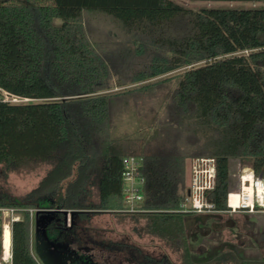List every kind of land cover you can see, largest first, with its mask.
I'll return each mask as SVG.
<instances>
[{
	"label": "trees",
	"instance_id": "trees-1",
	"mask_svg": "<svg viewBox=\"0 0 264 264\" xmlns=\"http://www.w3.org/2000/svg\"><path fill=\"white\" fill-rule=\"evenodd\" d=\"M90 15L110 19L111 43L96 40L86 25ZM116 78L121 86H134L110 92ZM169 86L159 106L163 111H146V99ZM0 88L29 100H0V164L11 171L50 165L24 200L0 197V204L80 210L73 226L60 221L69 232L49 236L87 243L91 232L79 221L124 208L123 160L142 156L140 206L145 211L132 215L145 220L143 232L176 248L183 264H195L185 214L173 211L188 188L186 159H216V186L209 198L219 210L227 208L232 160L264 176V7L192 9L174 0H0ZM131 104L136 115L151 117L154 135L114 136L115 119ZM1 245L0 227V251ZM30 245L26 212L12 228L14 264H35Z\"/></svg>",
	"mask_w": 264,
	"mask_h": 264
},
{
	"label": "rangeland",
	"instance_id": "rangeland-1",
	"mask_svg": "<svg viewBox=\"0 0 264 264\" xmlns=\"http://www.w3.org/2000/svg\"><path fill=\"white\" fill-rule=\"evenodd\" d=\"M186 7L192 9H201L203 7H264V2H225V1H193V0H174ZM56 23H60V19H55ZM86 25L92 33L96 40L100 42H110L111 38H107L108 33L113 31V24L109 18L101 15H90L86 19ZM111 43V42H110ZM182 70H177L169 73L163 77L171 76L182 72ZM159 79V78H157ZM156 80V79H155ZM122 80L116 78L114 81V88L110 92H119L125 88H131L134 85L121 86ZM171 87L161 88L158 93L150 98L146 99L147 103L145 110L147 111L151 107H155L157 114L163 111V108H159L169 96ZM29 102L27 99L18 98L16 103ZM133 104L130 105L129 110L122 113L115 119L116 129L114 131L115 137L124 136H145L151 137L154 135V131L150 129L151 127V117L150 116H138L135 113ZM196 155L188 157L186 159V186L189 184L190 177V160ZM246 166L239 159H234L231 161V178L230 186L236 187L238 185L239 174L242 169ZM50 169V165L46 163H37L29 165L25 168H20L16 170H7L2 164H0V197L7 198L11 201L24 200L27 194L38 187L40 181L45 176L46 172ZM94 200L98 199L96 190ZM115 212L106 213H93L89 220H80L79 223L87 228V232H91V241L85 243L91 247L97 248V256L99 260L104 262V264H141L136 259L132 258L133 251L140 252L143 254H150L154 256H161L166 254L169 256L175 264H181L182 260L180 257V252L176 248L168 245L163 238L159 236L143 232L140 228L145 223V220L141 219L138 221L130 212H123L121 209L114 210ZM224 216H231L238 221H242L245 218L253 219L257 224L264 226V213L249 214L246 212H236V213H225ZM67 227L73 226L75 222V217H71L69 214L67 219L64 220ZM256 232L246 234V232H241L242 237L246 239V243L243 244L240 240H233L232 243L235 249L238 251V256L244 258L245 260H263V251L258 248V245L253 240ZM213 239L209 238H188V244L191 247H196L201 244L207 246V250H215L220 248V250H226L228 248L227 238L228 232H213ZM205 239V240H204ZM222 245V247H219ZM126 249V250H125ZM198 250V248H197ZM217 250V249H216ZM212 253V251H209ZM233 256L235 258H233ZM233 253L228 258H231L232 262H236L234 259L238 257ZM129 257V258H127ZM133 260H132V259Z\"/></svg>",
	"mask_w": 264,
	"mask_h": 264
},
{
	"label": "built area",
	"instance_id": "built-area-1",
	"mask_svg": "<svg viewBox=\"0 0 264 264\" xmlns=\"http://www.w3.org/2000/svg\"><path fill=\"white\" fill-rule=\"evenodd\" d=\"M0 100L16 103L18 97L0 88ZM123 212L137 213L145 211L140 206L144 200L143 194V166L142 156H127L123 160ZM217 180V161L214 157H193L190 160V177L186 195L180 207L174 212L186 215L246 212L249 214L264 213V176L257 175L249 167L241 170L236 187H229L227 194V208L217 209L210 200L209 194L214 190ZM51 208L21 207L0 204V227L2 228V245L0 264H14L12 248V228L16 221H21L26 212L31 220V253L35 264H45L35 250V216L38 211ZM8 229L10 240L8 250L5 247V230Z\"/></svg>",
	"mask_w": 264,
	"mask_h": 264
},
{
	"label": "flooded vegetation",
	"instance_id": "flooded-vegetation-1",
	"mask_svg": "<svg viewBox=\"0 0 264 264\" xmlns=\"http://www.w3.org/2000/svg\"><path fill=\"white\" fill-rule=\"evenodd\" d=\"M54 220L49 224L47 230L48 232H69L71 228H67L65 226H60V221L65 220V215L63 213H55L53 215ZM187 222L186 235L187 239L190 240L192 238H209L213 239V232L220 233L223 231L228 232L227 243L228 248L226 250H220V248H216L215 250L209 252L207 250V246L201 244L196 247H191L188 244L189 255L192 262L195 264H243L246 261L261 263L263 260L255 261V260H245L238 256V251L235 249V246L232 243L233 240H240L243 244L246 243V239L241 235V232H246V234H250L252 232H256L254 235V241L258 245V248L263 251L264 254V226L261 224H257L253 219L245 218L242 221H238L231 216L224 215H215L213 214H192V215H184V223ZM53 226L57 228H53ZM63 229V230H62ZM50 238L53 240H57L58 242L63 243L67 246V250L63 251V248H60L62 255L66 257L65 262L67 264H104L101 260H99V256H97V248L91 247L89 245H85V240L78 242L76 239L68 238V236H64L63 238L57 235H50ZM92 239L89 238V241ZM193 240V239H192ZM205 240V239H204ZM88 241V242H89ZM219 247H222L220 245ZM198 248V250H197ZM126 250V249H125ZM234 254L238 256L241 262H232L231 260H222L216 261L215 259L219 257L221 254ZM132 258L139 261L141 264H175L172 259L166 254H162L161 256H154L150 254H143L138 252H134L131 256ZM181 260L182 256L180 255ZM129 258V257H127ZM131 258V259H132ZM65 259V258H64ZM231 259V258H230ZM133 260V259H132ZM181 264H183L181 262Z\"/></svg>",
	"mask_w": 264,
	"mask_h": 264
},
{
	"label": "water",
	"instance_id": "water-1",
	"mask_svg": "<svg viewBox=\"0 0 264 264\" xmlns=\"http://www.w3.org/2000/svg\"><path fill=\"white\" fill-rule=\"evenodd\" d=\"M187 192L189 193V190ZM60 212L67 219L69 214L74 217L80 210L56 208L38 211L35 216V250L45 264H67L66 257L62 255L63 251L67 250V246L51 239L47 230L49 224L54 220L53 215ZM185 226L187 227V222H185ZM60 248H63L62 252Z\"/></svg>",
	"mask_w": 264,
	"mask_h": 264
},
{
	"label": "bare ground",
	"instance_id": "bare-ground-1",
	"mask_svg": "<svg viewBox=\"0 0 264 264\" xmlns=\"http://www.w3.org/2000/svg\"><path fill=\"white\" fill-rule=\"evenodd\" d=\"M9 240H10V236H9L8 229L6 228L4 241H5V247H6L7 250H8V247H9Z\"/></svg>",
	"mask_w": 264,
	"mask_h": 264
},
{
	"label": "crops",
	"instance_id": "crops-1",
	"mask_svg": "<svg viewBox=\"0 0 264 264\" xmlns=\"http://www.w3.org/2000/svg\"><path fill=\"white\" fill-rule=\"evenodd\" d=\"M225 213H227V212H225ZM225 213H215V214H213V216H215V215H223ZM223 232H226V231H223Z\"/></svg>",
	"mask_w": 264,
	"mask_h": 264
}]
</instances>
